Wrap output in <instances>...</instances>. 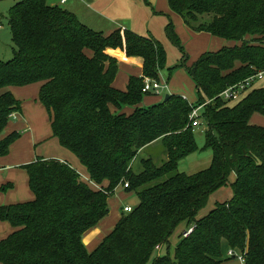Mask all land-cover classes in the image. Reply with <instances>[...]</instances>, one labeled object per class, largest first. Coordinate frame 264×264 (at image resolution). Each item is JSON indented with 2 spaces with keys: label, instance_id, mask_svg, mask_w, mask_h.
Masks as SVG:
<instances>
[{
  "label": "trees",
  "instance_id": "obj_1",
  "mask_svg": "<svg viewBox=\"0 0 264 264\" xmlns=\"http://www.w3.org/2000/svg\"><path fill=\"white\" fill-rule=\"evenodd\" d=\"M166 1L194 32L233 42L186 65L187 51L168 19L166 35L182 55L178 67L195 85L192 104L172 93L165 102L140 105L144 78L158 80L167 68L169 79L173 71L152 35L129 28L104 34L50 0H14L8 9L13 56L0 61V90L41 82L38 97L52 137L82 171L56 158L37 157L21 166L34 198L0 206V220L14 228L0 240V264H223L222 240L239 252L242 264H264V127L249 124L254 112L264 114V87H252L236 101L219 96L264 71V0ZM117 49L142 59V75L130 76L125 90L112 85ZM204 102L202 149L211 151L210 165L179 172V161L198 149L189 113ZM126 107L132 111L124 112ZM18 111L19 100L5 89L0 133ZM19 136L12 131L0 138V156ZM158 139L167 159L159 166L143 159L142 171L134 173L136 153ZM124 183L138 203L122 210L113 229L87 251L84 233L107 215L108 198ZM227 183L231 197L197 218L208 195ZM183 221L192 223V231L179 235L171 253L169 237Z\"/></svg>",
  "mask_w": 264,
  "mask_h": 264
},
{
  "label": "crops",
  "instance_id": "obj_2",
  "mask_svg": "<svg viewBox=\"0 0 264 264\" xmlns=\"http://www.w3.org/2000/svg\"><path fill=\"white\" fill-rule=\"evenodd\" d=\"M103 1L106 4H108L113 0H103ZM118 1L120 3L124 1L125 2L130 1L131 3V0H118ZM144 1L146 6L151 5L152 11L156 14H164L168 17V19L171 16L174 18L178 17V15L176 16L172 14L166 0H144ZM50 2L51 4H58L62 7L64 6L65 3L69 2L68 6L63 8L75 14L82 23L86 24L89 27L94 25L93 23L88 24L86 21L87 19L94 22L96 19L99 18L102 19V16L104 17L105 15V13L99 14L98 11H95L93 8L90 7L91 4L93 6H95V4H99V0H70V1L67 0V2H65L64 4H61L60 0H50ZM86 2L87 5H85ZM13 3L14 0L12 1V5ZM2 15L3 14L0 12V16ZM105 18H106L105 22L107 25L110 19L107 20L108 17ZM135 21L137 22V20ZM117 28H126V27L114 26V27H107L106 29L104 28L103 30H98V29L95 30L102 31L104 32V34H109L110 32H112ZM175 30L178 33V35L181 37V39L184 38L182 40V43L183 45L185 43L187 45V46L184 45L185 47H187L185 48V50L191 53L194 52L192 54V57H190L192 62L201 53L205 51H216L222 46L233 45V42H229L222 38L215 37L209 33L194 32L187 26L183 25L181 19L178 20V22H175ZM146 31L147 34H150L149 29H146ZM138 34H145V33L139 32ZM191 46L195 48L194 51L191 50ZM87 53L89 54L90 51L87 50ZM114 55L117 59L118 70L112 85L116 89L125 90L130 76L140 77L142 75V59L137 56H126L125 53L120 49H117ZM192 62L190 61V64ZM40 86H41V82H34L23 86H9L5 88L9 90L17 100H19L20 111L14 112L10 115L6 126L0 133V138L5 137L7 134H9L12 131L20 132V136L9 145L7 153L5 155L0 156V206L25 202L32 200L34 198V194L28 185V173L24 168L21 167L22 165L34 161L37 157L67 160L71 162V164H75L78 161L74 156L68 154L66 150H63L57 143V140L52 137L50 116L44 105L40 102L38 97ZM5 89L0 90V93L5 91ZM110 109L111 111L115 110L113 106H110ZM123 111L126 113H130L132 111V108L126 107L123 109ZM249 124L259 125L264 127V114L259 112H254L249 119ZM194 130L196 131V129ZM211 158L212 155H210V157L209 156L197 157L195 163H200L202 164V165L199 164L200 166H205L199 169L198 171L207 168L210 165ZM166 159H167V153H166ZM77 166H80V164L77 163ZM232 177L233 174H231V178ZM109 212L110 211H108L107 215L103 217L97 223V225H95L94 227H92L91 229L87 230L84 233L82 237V242L85 248L87 249V251L91 252L93 249L97 247V245L101 242V240L113 229L115 223L118 221L122 213V212H115L109 218L108 216ZM183 223H185L186 229L190 226V224H192V223H188V221L187 222L185 221ZM13 230L14 228L10 225L9 222L0 220V240L5 238L7 235H9ZM171 239L172 238L170 236L169 237L170 243H172ZM179 239L175 241L174 246L177 244ZM225 244L228 246L227 241L222 240L221 248ZM160 248L161 247L157 248L158 250L157 254H159ZM229 250L231 249H228V251ZM228 251L226 252L227 255H228ZM236 253L239 254L237 250ZM227 258H229V255L227 256ZM227 258H224L222 254L223 264H225Z\"/></svg>",
  "mask_w": 264,
  "mask_h": 264
},
{
  "label": "rangeland",
  "instance_id": "obj_3",
  "mask_svg": "<svg viewBox=\"0 0 264 264\" xmlns=\"http://www.w3.org/2000/svg\"><path fill=\"white\" fill-rule=\"evenodd\" d=\"M12 1L13 0H0V12L3 14L2 16H0V23H1L0 25V61H7L13 56V42L11 40V30H10V26H9L8 19L6 16L8 9L10 8L9 6L12 5ZM68 4L69 2L65 3L63 7H67ZM85 5H87V2L85 3ZM90 7L93 8L95 11H98L99 14L105 13L104 17L102 16V19L101 18L96 19L94 22L88 19L86 20L88 24L93 23L94 26H91L92 28L103 30L104 28L106 29L107 27H114V26L126 27V28L131 29L134 32H137V33L141 32L145 34H147L146 29H149L150 34L156 37L157 39H159L161 43L163 44L165 51H166V66L173 67V71L169 79H167L168 78L167 68H164L159 72L158 81L161 83L162 87L160 88L158 93L153 92V91L147 94L143 93V98L141 101L142 107H147L154 103H158L161 100H163L166 94H171V93L180 94L185 99H187L189 103H193L197 101L198 96H197L195 85L192 79L188 75L185 67H182V66L178 67V65H180V63L182 62L181 52L179 48L176 47V45L173 42H171V40L166 35L165 27L167 23L169 22L168 17L166 15L154 13L152 11L151 5L146 6L144 0H131V3L130 1H126V2L124 1L120 3L118 0H113L112 2H109L108 4H106L103 0H99V4H95V6L91 4ZM105 17H108L107 20L110 19L107 25L105 22L106 21ZM178 17L174 18L171 16L172 24L175 25V22H178V20L181 19L183 22V25H185L183 19L180 17L179 19ZM135 20H137V22ZM179 38L181 39L180 36ZM183 39H181V41ZM184 45H186V43ZM192 47L193 46H191V50L194 51L195 48L194 47L192 48ZM193 53L189 51L187 52L188 59L185 62L186 65H190V61L192 62L190 57H192ZM251 87H254V88L264 87V74L256 78L254 82L252 83ZM195 129H196L195 140H196L198 149L194 152H191L190 154H188L182 160L179 161L178 167H177V170L179 172H185L188 174L197 172L202 167H205V166H200L202 165L200 163H195V160L197 159V157H202V156L210 157L211 155V151L209 149H206V150L202 149L204 145L203 131L205 132L207 130V127L204 121L202 124V128L196 127ZM63 150H66V149H63ZM66 152H68V154H71L67 150ZM146 158H151L152 162L158 166L161 165L163 161H165L166 151H165V148L161 140L153 141L139 149L134 159L131 161V167L134 173H139L142 171L143 169L142 160ZM67 162L71 164V162L69 161ZM77 163H79V161H77ZM77 163L71 164V165L74 168L78 169L79 171L80 170L82 171L81 166H77ZM231 195H232V189L229 183H227V185L221 187L220 189L213 191L212 193L208 195L205 206L197 212L196 217L198 218V217L203 216L204 214H206L209 210H211L214 207L217 201L218 202L225 201L228 198H230ZM108 199H109L108 209L110 211L108 214L109 218L115 212H122L123 205L128 204L132 208H134V206L139 201L138 196L136 195L135 192H127L125 191V187L120 186V185L116 188L113 195L109 197ZM183 222L179 223L176 226L175 230L173 231L171 235V238H172L171 239L172 243H170L171 253L173 252L175 241L179 239V235L185 236L184 235L185 232L189 229L188 228L186 230L185 223ZM190 228H192V225ZM228 249L230 248L226 244L223 245L221 248V252L224 258H227L228 256L226 253ZM233 251L236 255H238L235 249H233ZM157 252L158 250L154 252L153 256H156ZM151 261L152 260H150L147 264H151ZM225 264H242V263H241V260L238 258V256H230L229 258H227Z\"/></svg>",
  "mask_w": 264,
  "mask_h": 264
},
{
  "label": "built area",
  "instance_id": "obj_4",
  "mask_svg": "<svg viewBox=\"0 0 264 264\" xmlns=\"http://www.w3.org/2000/svg\"><path fill=\"white\" fill-rule=\"evenodd\" d=\"M65 2H67V0H60L61 4H64ZM264 74V71H258L256 74L251 75L245 79H243L242 81L233 84V85H229L228 87H226L220 94L219 96L226 101H236L239 100L247 90H249L250 88H252V83L254 82V80L260 76H262ZM162 87L161 83L156 80V79H152L149 77L144 78V85L142 88V92L146 93V92H156L158 93L160 88ZM208 102V101H207ZM207 102H204L202 104H199L197 106L192 107L190 113H189V121L191 126L195 129L197 128H202V113H203V109L204 106ZM128 184L124 183L123 187H127ZM124 212H130L132 210V207L128 204L123 205L122 207ZM192 231V228H189L184 235H187L188 233H190ZM228 255L229 256H238V258L242 261V257L238 254L236 255L234 253L233 250H229L228 251Z\"/></svg>",
  "mask_w": 264,
  "mask_h": 264
},
{
  "label": "water",
  "instance_id": "obj_5",
  "mask_svg": "<svg viewBox=\"0 0 264 264\" xmlns=\"http://www.w3.org/2000/svg\"><path fill=\"white\" fill-rule=\"evenodd\" d=\"M170 97V94H166L163 98V102L167 101V99Z\"/></svg>",
  "mask_w": 264,
  "mask_h": 264
}]
</instances>
